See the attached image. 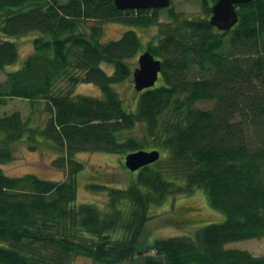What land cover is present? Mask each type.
Instances as JSON below:
<instances>
[{
    "label": "trees",
    "instance_id": "trees-1",
    "mask_svg": "<svg viewBox=\"0 0 264 264\" xmlns=\"http://www.w3.org/2000/svg\"><path fill=\"white\" fill-rule=\"evenodd\" d=\"M208 1L202 17L170 9L173 20L159 23L157 39L144 45L135 27L158 23L160 9L0 0V69L20 56L12 38L38 32L22 67L0 82V105L24 98L33 113H47L39 122L19 110L0 115V163L13 160L14 145L26 138L32 151H58L54 165L66 172L52 180L0 168V264H73L79 256L96 264H264V255L227 247L264 237V0L238 5L228 32L211 24L217 0ZM108 22L131 28L104 41ZM144 48L162 60V72L156 85L136 90L130 110L117 86L133 77L132 59ZM80 83L96 84L102 96L76 94ZM153 149L160 160L132 172L126 186L87 184L105 192L104 202H79V152ZM196 188L225 220L148 240L153 207Z\"/></svg>",
    "mask_w": 264,
    "mask_h": 264
},
{
    "label": "rangeland",
    "instance_id": "rangeland-1",
    "mask_svg": "<svg viewBox=\"0 0 264 264\" xmlns=\"http://www.w3.org/2000/svg\"><path fill=\"white\" fill-rule=\"evenodd\" d=\"M209 4L212 0L208 1ZM216 3V2H215ZM204 0H172L170 7L160 9L158 23L152 26H137L136 31L141 36L144 45L157 39L159 23L172 21L170 9L181 17H202ZM213 4V3H212ZM211 4V5H212ZM104 26V41L120 38L131 26L121 22H108ZM38 32H30L20 38H12L19 42L20 56L18 60L4 69H0V82L7 78L9 71L16 70L24 64L27 56L33 51V39ZM146 48H144V51ZM143 52V51H142ZM141 52V53H142ZM139 54L133 57L132 61L138 66ZM107 71H111V66L103 64ZM194 71V70H193ZM118 90L125 99V105H128L136 99V89L133 77L118 86ZM76 94L91 95L94 97L102 96L100 87L92 83H80L75 88ZM42 105V104H41ZM203 109H209L213 106L210 101H200L196 104ZM36 106V105H35ZM19 110L23 117L30 121H40L46 118V112L35 113L30 106L28 99L10 98L6 104L0 105V115ZM34 126L35 124H31ZM141 126L135 130L139 132ZM13 160L0 163V168L7 174L14 176H23L28 173H35L40 177L62 180L66 177L65 170L54 165V159L58 151L52 147L44 146L32 151L27 146L26 138L14 145ZM165 152H162L164 154ZM77 157L85 163V169L80 173L79 202H104L107 199L105 192H95L90 190L87 184L98 182L114 187H123L130 183L133 174L125 165V155L108 152H79ZM152 216L147 223L146 237L148 240L155 238H164L177 235H194L198 228H202L209 223L222 222L225 220V213L214 209L202 188H196L190 193L178 192L169 197L161 205H156L152 209ZM199 226V227H198ZM198 227V228H197ZM230 248L246 249L256 256L264 255V237L244 239L227 244ZM73 264H96L93 259L85 256L76 257ZM117 264H132L130 261H123Z\"/></svg>",
    "mask_w": 264,
    "mask_h": 264
},
{
    "label": "water",
    "instance_id": "water-1",
    "mask_svg": "<svg viewBox=\"0 0 264 264\" xmlns=\"http://www.w3.org/2000/svg\"><path fill=\"white\" fill-rule=\"evenodd\" d=\"M252 0H217L211 10L210 22L220 31H231L239 21L238 5ZM172 0H115L119 9H163L170 7ZM162 61L146 49L138 58V66L133 72L135 89L142 91L151 88L160 79ZM161 158L159 149L138 150L125 156L126 167L134 172L157 162Z\"/></svg>",
    "mask_w": 264,
    "mask_h": 264
},
{
    "label": "bare ground",
    "instance_id": "bare-ground-1",
    "mask_svg": "<svg viewBox=\"0 0 264 264\" xmlns=\"http://www.w3.org/2000/svg\"><path fill=\"white\" fill-rule=\"evenodd\" d=\"M155 56V55H154ZM156 57V56H155ZM157 58V57H156ZM158 59H160V58H158ZM162 61V60H161Z\"/></svg>",
    "mask_w": 264,
    "mask_h": 264
}]
</instances>
